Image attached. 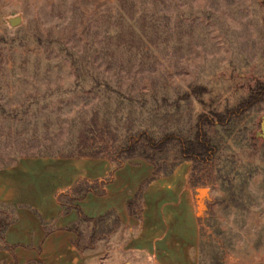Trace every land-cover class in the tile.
I'll use <instances>...</instances> for the list:
<instances>
[{
  "label": "rangeland",
  "instance_id": "374dc122",
  "mask_svg": "<svg viewBox=\"0 0 264 264\" xmlns=\"http://www.w3.org/2000/svg\"><path fill=\"white\" fill-rule=\"evenodd\" d=\"M263 71L264 0H0V167L111 158L144 130L190 136L207 108L185 93L202 85L206 104L234 106ZM211 134L209 164L161 156L153 174L194 187L197 264H264V103ZM11 210L0 203V219ZM79 229L98 249L120 227Z\"/></svg>",
  "mask_w": 264,
  "mask_h": 264
},
{
  "label": "crops",
  "instance_id": "0c3cea01",
  "mask_svg": "<svg viewBox=\"0 0 264 264\" xmlns=\"http://www.w3.org/2000/svg\"><path fill=\"white\" fill-rule=\"evenodd\" d=\"M153 172L154 164L141 158L113 167L110 158L71 155L22 156L0 167V202L13 214L0 264H197L194 187L185 173ZM148 178L129 213L127 202ZM85 184L104 192L74 197ZM68 204L90 218L105 215L102 224L113 217L120 229L98 236L104 246L80 250L70 228H79L78 211Z\"/></svg>",
  "mask_w": 264,
  "mask_h": 264
},
{
  "label": "trees",
  "instance_id": "16d2710c",
  "mask_svg": "<svg viewBox=\"0 0 264 264\" xmlns=\"http://www.w3.org/2000/svg\"><path fill=\"white\" fill-rule=\"evenodd\" d=\"M205 93H207V89L202 85H198L190 92L183 95V97H188L190 95L197 97L204 107L207 108V110H202L196 115L192 135L187 136L178 135L176 133H165L158 136L146 130L138 132L129 136L126 143L113 152L110 158L113 167L119 166L124 160L130 158H141L154 164L155 174V164L161 156H171L176 163L184 160H193L200 164H209L216 151L211 130L216 125H223L233 118H239L252 107L264 103V71L262 79L257 80L250 86L247 95L234 106L226 105L219 108L215 107V105L213 106V103L206 104L205 101L201 99V96ZM148 180L149 178L140 184L136 196L127 202L129 213H133L132 209L134 205L138 203L139 195ZM88 191L101 194L104 192V189L101 185L94 186L85 184L81 193L74 197L81 198ZM70 207L77 209L80 222H88L94 226L98 222L104 220L105 215L90 218L85 216L77 205L68 204L66 209ZM12 220V210L5 218L0 219V248L10 247V244L4 239L3 232ZM70 228L78 235L75 241L78 249L92 248V241L95 238L94 230H92L89 235L88 243L80 244V239L82 237L81 230L77 225H72Z\"/></svg>",
  "mask_w": 264,
  "mask_h": 264
},
{
  "label": "water",
  "instance_id": "95a60500",
  "mask_svg": "<svg viewBox=\"0 0 264 264\" xmlns=\"http://www.w3.org/2000/svg\"><path fill=\"white\" fill-rule=\"evenodd\" d=\"M20 22V17L16 16L13 18L9 19V23L10 25H16ZM207 190L205 188H200L197 190V204L199 207H202V198H204V196L206 195ZM125 264H129V263H125Z\"/></svg>",
  "mask_w": 264,
  "mask_h": 264
}]
</instances>
